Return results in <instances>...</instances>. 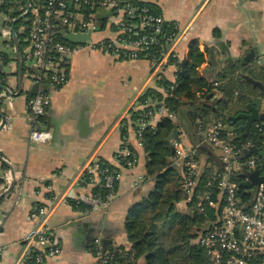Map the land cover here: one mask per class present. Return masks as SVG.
Returning a JSON list of instances; mask_svg holds the SVG:
<instances>
[{
    "label": "crops",
    "instance_id": "1",
    "mask_svg": "<svg viewBox=\"0 0 264 264\" xmlns=\"http://www.w3.org/2000/svg\"><path fill=\"white\" fill-rule=\"evenodd\" d=\"M137 1L163 18L166 32L177 33L173 45L177 61L187 59L192 45L199 51L201 60L196 69L206 83L234 61L239 67H251L256 77L251 79L264 86L259 80L263 73L257 71L259 67L264 70V0ZM104 23L89 40L104 36ZM27 25L28 20H19L14 26L22 60L21 79L15 45L10 40L0 44L6 51L0 52L7 57L0 60V85H7L11 92L0 89V122H4L0 125V171L9 172V183L14 180L11 191L0 198V264H37L35 253L32 255L35 249L23 254V237L36 223L31 212L54 201L57 204L48 223L61 253L42 264H99L94 239L98 237L109 251L117 247H121L120 253L129 250L131 244L123 227L127 208L152 185L144 179L146 155L129 120L130 111L138 109L137 99L147 89L162 91L160 78L175 81L177 66L169 62L157 70L144 57L123 58L89 47L88 41L79 43L80 50L68 57L67 82L51 89L48 111L39 120V127L49 129L51 138L47 143L31 142L27 101L37 88L28 75L34 68L28 62ZM4 30H0V37L10 39L6 32L2 35ZM217 84L214 80L213 85ZM236 121L241 133L244 120ZM184 124L188 126V120L184 119ZM180 131L186 147L202 136L194 132L190 137L182 126ZM129 147L135 155L132 167L124 166L117 156ZM197 156L201 162L211 158L216 164L219 152L205 144ZM94 158L120 171L107 206L101 205L104 194L96 198V183L78 178ZM7 186L0 178V193ZM260 258L264 264V256ZM132 264L144 262L138 258Z\"/></svg>",
    "mask_w": 264,
    "mask_h": 264
},
{
    "label": "built area",
    "instance_id": "2",
    "mask_svg": "<svg viewBox=\"0 0 264 264\" xmlns=\"http://www.w3.org/2000/svg\"><path fill=\"white\" fill-rule=\"evenodd\" d=\"M29 6L26 14L27 40L30 47L28 62L34 70L28 75L37 82L35 94L27 101L30 126L28 139L31 142L47 143L50 140L51 131L41 129L39 120L51 102V89L67 82L68 57L81 48L79 43L59 39V29L74 33L89 31L92 36L98 32V25L105 21L104 36L97 40H88L87 46L128 59L144 57L157 70L177 59L173 48L177 33L166 32L163 18L137 0H33ZM157 47L158 56L150 55L149 51ZM175 86L173 81L163 90V97L156 110H146L149 117L147 120L139 119V129L136 131L138 136L141 135L144 125L153 126L156 120L175 116L168 107V99ZM149 103L152 100H137L136 106L140 108ZM3 124L4 122H0L1 126ZM263 124L254 122L252 133L260 132ZM224 128L221 119L213 121L202 131L198 142L190 147L185 146L181 133L170 140L174 149L171 162L183 170L180 182L183 198L175 205L182 207L191 199L201 175H204L207 189L202 192V197L208 204L216 205L219 210L217 222L201 232L197 238L198 244L208 254L206 264H251L253 259L264 256V184L254 186L253 198L246 205L237 195L238 185L234 178L241 170L251 171L256 166H264V155L251 153L241 157L243 150L254 146L255 141L249 136L238 143L232 141L237 133L224 131ZM205 144L219 152L218 162L208 165L207 168L197 156L199 148ZM117 156L124 166L134 165L135 155L129 149H121ZM85 175L89 177L85 182L100 183L104 187L101 205L107 206L120 179V171L94 158L88 161L78 178L82 180ZM0 178L7 186L10 181L9 172L0 171ZM215 189L220 195L217 201H213L211 197ZM56 204L57 201H54L48 206L37 207L30 214L31 218L36 219V223L23 237V254L31 248L35 249L34 260L37 264L61 253V247L53 241L48 223ZM197 209L201 211L202 207L198 205ZM94 243L99 264H108L115 251L105 249L98 237L94 239Z\"/></svg>",
    "mask_w": 264,
    "mask_h": 264
},
{
    "label": "trees",
    "instance_id": "3",
    "mask_svg": "<svg viewBox=\"0 0 264 264\" xmlns=\"http://www.w3.org/2000/svg\"><path fill=\"white\" fill-rule=\"evenodd\" d=\"M59 39L64 40L62 36ZM157 49L158 47L152 48L149 54L158 56ZM6 59L5 54L0 52V60ZM200 60V53L193 45L186 60H175L176 86L168 99V107L175 116L163 117L153 126L144 125L141 135L138 136L146 155L144 179L150 180L152 185L147 193L127 208L123 227L131 248L118 253V248L121 247H117L108 264H116L120 260L124 264H132L138 258L143 259L144 264L208 262V254L194 238L217 222L219 210L216 205L208 204L202 197V192L207 189L204 175H201L191 199L182 207L175 205L183 198L180 189L183 170L171 162L174 149L170 140L181 132L180 126L191 137L192 133H202L207 124L221 119L225 126L224 131H235L237 136L232 141L239 142L237 121L234 122L232 117L237 113L249 111L250 106L259 112L264 111V89L251 80L255 77L251 67H239L234 61L228 62L225 69L214 76L217 85H213L214 80L206 83L196 69ZM257 71L263 73L259 80L264 83L263 68L259 67ZM0 79L3 83V78ZM159 80L162 91L149 88L137 99L139 102L150 99L152 103L130 111L129 120L133 123L135 131L139 129V119L149 118L146 110H156L163 97V90L171 83L162 78ZM198 92L202 93L198 95ZM184 119L188 120V126L184 124ZM256 121L262 123L260 120ZM256 121L252 122L248 136L255 141L254 146L257 148V151L252 153L264 155V124L260 132L253 134L252 126ZM129 148L131 151V147ZM210 161L211 158H208L202 162L203 166L207 168L213 163ZM100 162L115 168L105 161ZM250 172L263 176L264 166H256L251 171L241 170L234 178L238 185L237 195L246 205H249L253 198L255 185L243 187L241 183L248 178ZM88 179V175H85L82 180L85 182ZM96 190L99 191L96 198H102L105 193L104 187L98 183ZM217 194L216 189L212 191L213 201L219 199L220 195ZM198 205L202 207L201 211L197 209ZM34 253L32 252V255ZM260 257L253 259L251 264H261Z\"/></svg>",
    "mask_w": 264,
    "mask_h": 264
},
{
    "label": "water",
    "instance_id": "4",
    "mask_svg": "<svg viewBox=\"0 0 264 264\" xmlns=\"http://www.w3.org/2000/svg\"><path fill=\"white\" fill-rule=\"evenodd\" d=\"M25 6H26V11L24 13H20L19 15H17L13 19H11L8 29L2 31V35L4 34V32H6V34L9 37L11 36V38L10 39H6V38L2 39L0 37V44H7L8 40H10L15 45L14 49H15V53H16V58L18 59V63H19V70H18L19 79H21V77H22V60H21L20 53L18 50V41H17L16 33L14 31V26H15V23L19 20H24L25 22L28 20V18L26 17V14L29 12V9H30L28 0L26 1ZM58 34L60 36H62V38H64L65 40L72 42V43L87 42L90 38L89 31L84 32V33H82V32H75L74 33V32H65L64 29L61 28L58 30ZM0 50L5 51V49H0ZM28 50H30V47H28ZM251 80L255 84H257L258 86H260L262 89H264V86L260 82L255 81L253 79H251ZM34 86L37 88V82L36 81H34ZM0 89H3L8 94H11V92L9 91V87L7 85H0ZM47 111H48V108L46 110V113H47ZM232 118H233V121H236L238 119L244 120L243 124L240 127V130H241L240 139L243 140L244 137L249 132L251 124L253 121L260 120V121L264 122V111L259 112L254 107L250 106L249 112L237 113ZM42 128H44V125L42 126ZM255 151H257V148L255 146H250V147L244 149L243 152L240 154V156L241 157L248 156L252 152H255ZM0 158H1V156H0ZM259 183L264 184V175L263 176H257V175H255L254 172H250L248 174V178L246 180H244L241 184L243 187H250L252 185H258ZM13 184H14V180H12L8 184L7 188L0 193V198L3 197L6 193L11 191Z\"/></svg>",
    "mask_w": 264,
    "mask_h": 264
},
{
    "label": "flooded vegetation",
    "instance_id": "5",
    "mask_svg": "<svg viewBox=\"0 0 264 264\" xmlns=\"http://www.w3.org/2000/svg\"><path fill=\"white\" fill-rule=\"evenodd\" d=\"M26 1L27 0H0V6H1V4L6 2V3H8V5H6V7H8V8L10 7L9 9L6 7H3L0 10V30L2 28L6 30L9 27L10 24L8 21L13 19L14 17H16L15 15H19V13H15V12L19 11L21 7L22 8L25 7V11H26V6H25ZM28 2H29V0H28ZM9 13H13V14H9ZM1 20H2V22H1Z\"/></svg>",
    "mask_w": 264,
    "mask_h": 264
},
{
    "label": "rangeland",
    "instance_id": "6",
    "mask_svg": "<svg viewBox=\"0 0 264 264\" xmlns=\"http://www.w3.org/2000/svg\"><path fill=\"white\" fill-rule=\"evenodd\" d=\"M3 3V2H2ZM6 5H8V3H6V2H4L3 4H1V6H0V10H1V8H3V7H6ZM6 8H8V7H6ZM10 8V7H9ZM8 8V9H9ZM24 11H25V7H21L20 8V10L19 11H16L15 13H24ZM9 14H13V13H9ZM9 22V24H10V20L8 21ZM8 29V28H7ZM8 42H9V40H8ZM249 133V132H248ZM248 133H247V135H246V137H245V139L248 137ZM241 133L239 132V135H240ZM239 142L241 141L240 140V138H239V140H238ZM238 143V142H237ZM198 238V236H196V238H194V240H196Z\"/></svg>",
    "mask_w": 264,
    "mask_h": 264
}]
</instances>
